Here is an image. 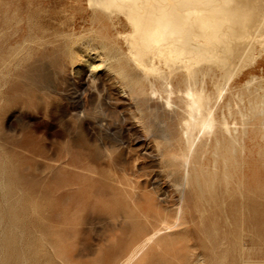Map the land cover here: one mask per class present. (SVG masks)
Wrapping results in <instances>:
<instances>
[{
	"label": "rangeland",
	"instance_id": "1",
	"mask_svg": "<svg viewBox=\"0 0 264 264\" xmlns=\"http://www.w3.org/2000/svg\"><path fill=\"white\" fill-rule=\"evenodd\" d=\"M89 5L0 0V264H122L149 230L145 212L153 219L179 201L170 154L181 151L185 112L137 102L119 62H100L125 46ZM256 56L237 67L222 101L220 72L197 77L246 140L219 135L199 153L189 229L136 264H264V50Z\"/></svg>",
	"mask_w": 264,
	"mask_h": 264
},
{
	"label": "bare ground",
	"instance_id": "2",
	"mask_svg": "<svg viewBox=\"0 0 264 264\" xmlns=\"http://www.w3.org/2000/svg\"><path fill=\"white\" fill-rule=\"evenodd\" d=\"M89 4L95 12L103 14H99L100 17L110 21L125 46L120 49L122 57L111 55L100 62L106 64V60L110 59L119 62L117 73L123 74L130 81L125 84L137 102L148 104L158 98L162 100V105L157 106L158 110H174L176 107L185 112L178 134L179 143H183H180L181 151L171 150L170 154L171 162L179 167L174 173H181L175 182L180 194L179 201L174 210L153 219L145 212L144 225L149 230L122 263L136 264L150 246L160 245L180 230L189 229V204L193 199L192 191L188 190L190 166L196 162L199 153L205 154L204 149L208 152L210 145L221 141V135L232 144L246 140L247 129L240 135L239 125H232L229 121L233 117L228 119L225 113L218 117L216 104L211 103L212 87L209 91L204 84L199 87L197 77L207 73L214 77L220 72L225 82L223 81L224 85L217 82L218 80L215 82V95L217 102L222 101L226 85L231 81L237 67L254 59L264 50V4L262 0H89ZM92 54L93 57L100 55L95 51ZM174 78L182 79L185 88H176ZM247 81L250 83L249 79ZM179 94L182 96V105L174 101V96ZM171 110L169 112L172 113ZM241 122L243 123L242 120ZM204 138L206 141L202 145ZM165 140L169 145L168 149H171L174 138L168 134ZM151 205H157V202L153 201L151 204L148 201L146 207L150 208ZM201 260L202 257L198 255L196 262Z\"/></svg>",
	"mask_w": 264,
	"mask_h": 264
}]
</instances>
